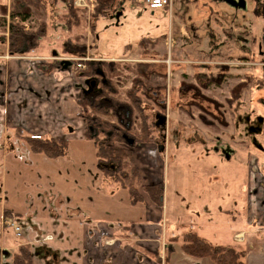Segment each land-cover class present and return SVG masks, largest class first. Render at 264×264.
Returning a JSON list of instances; mask_svg holds the SVG:
<instances>
[{
  "label": "rangeland",
  "instance_id": "374dc122",
  "mask_svg": "<svg viewBox=\"0 0 264 264\" xmlns=\"http://www.w3.org/2000/svg\"><path fill=\"white\" fill-rule=\"evenodd\" d=\"M45 1V9L32 8L28 20L20 22L14 15L15 0H0V60L27 56L41 59L44 63L37 67L43 72L47 66L40 67L51 65L47 73L67 65L76 81L88 83L89 90L83 94L93 91L99 83H106L100 64L113 63L114 72L104 73L112 79L114 92L111 96L118 101L119 114L127 119V125L138 123L126 98L133 79H140L134 66L155 64L158 74L147 81L156 86L152 91L153 103L164 107V113H149L156 126L155 138L151 143L137 145L133 157L143 184H164L161 222L157 224L166 228L164 234H170L172 226L176 227L175 222L179 223L177 230L173 229L177 234L199 232L198 212L203 195L200 182L204 185L208 180L220 183L219 197L213 200L221 207L228 193L226 187H233L230 180L234 176L243 180L246 168L238 152L230 157L233 146L264 152V103L260 100L264 98V89L255 90V83H252V89L243 93L235 108L226 106L230 90L248 76L259 79L264 86V0H171L170 9L152 14L138 4L139 0H121L118 7L107 11L106 18L96 22L94 31L91 15L98 0L72 1L78 23L70 26V30L59 20L68 0ZM19 22L28 33H34L42 25L45 34L39 38L36 48L13 54L9 52V27ZM142 37L155 41L154 47L145 46L143 55L137 46ZM79 61H82V68H77ZM90 66H95L92 71L101 76L86 77ZM196 73L225 75L219 87L203 90L199 89ZM180 83L197 88L192 98L178 90ZM211 101L225 114L227 126L220 127L219 132L202 122L203 118L215 121L218 116ZM161 119L163 127L159 125ZM111 120L122 123L120 115ZM80 136L82 132L65 137L68 142L66 155L54 160L33 154L21 135L7 136L2 141L5 151L0 153V158L5 157L7 167L3 182L0 175V221L8 220L3 205L17 212L15 222L20 233H26V238L29 232L36 264H54L53 257L65 263L88 257L80 244L79 247L72 244L78 242L72 237L79 230L83 234L90 223L110 220L114 225L119 222L128 226L129 220L148 218L142 203L131 206L124 189L101 177L96 168L95 149L85 138L86 130L85 136L84 131ZM159 145L163 146L162 152L157 150ZM201 162L209 163V169H198L203 173L197 177ZM229 172L232 179L228 178ZM186 213L192 217H185ZM111 230L112 227L109 233ZM120 232L123 231L112 232V236L120 239ZM4 233L7 239L0 241V245L8 254L2 256L0 253V264H8L9 254L16 252L23 243L22 239L14 237L12 229L6 228ZM44 235H49L48 242L40 241ZM200 236L215 245L227 246L232 242L231 234L223 226L213 232L206 230V234ZM125 238L129 239L123 241L130 246L127 248L134 249L138 255H146L141 246L147 245L149 239H144L147 242L143 243L132 235ZM118 242L113 241L112 247ZM170 244L166 263L180 254L175 243ZM159 249L151 255L161 256L163 246Z\"/></svg>",
  "mask_w": 264,
  "mask_h": 264
},
{
  "label": "crops",
  "instance_id": "0c3cea01",
  "mask_svg": "<svg viewBox=\"0 0 264 264\" xmlns=\"http://www.w3.org/2000/svg\"><path fill=\"white\" fill-rule=\"evenodd\" d=\"M138 4L144 7L142 2ZM153 12L151 11V14ZM39 63L42 64L44 61L29 56L6 61L0 60V153L5 151V144H2V141L7 136L38 135L46 138L65 139L77 132H82L83 136V131L85 136L86 126L79 117L81 108L77 105V99L81 93L89 90L88 83L76 81V78L68 71L69 66L67 67V65L61 70L43 73L37 67ZM251 134H253L252 129L249 135L251 136ZM233 147L234 151L230 157L238 154L246 162L243 180H237V176L232 179L229 172L228 178L232 179L230 181L233 183V187H226L228 193L223 198L221 207L213 200L215 197H219L220 183L208 180L209 184L204 185L200 182L202 186L199 189L203 195L200 197L202 200L199 203L200 219L197 227L199 232L196 234L200 236L202 233L206 234V230L213 232L220 226L227 227L232 236V242L229 245L237 246L244 251V264H264V152L257 153L252 149H246L245 146H241L240 149L236 146ZM0 161H2L0 175L3 182L7 164L5 157H1ZM200 168L209 169V163L201 162L198 165L197 177L200 172L203 173L202 170L198 171ZM142 204L148 217L142 219L143 221L129 220L131 224L128 226L119 224V222L115 226L112 221L103 220L105 223H90L85 226L83 234L79 230L78 234L73 235L72 239L76 237L78 242H70L77 247L80 244L88 256L74 260L75 264H79L80 261L83 264H211L206 259L195 260L182 253L170 263L164 262L165 256H167L165 241L170 237L180 235L173 232L177 230L179 223L175 222L176 227L172 226L174 230H170L169 235L164 234L166 228L157 225L161 222L162 208L153 206L147 198L143 200ZM2 208L4 211V208L7 207L3 205ZM184 215L192 217L187 213ZM152 217L154 218L152 219ZM14 223L16 224L15 221ZM110 224L112 225L110 226ZM0 226L2 230L0 241L5 242L7 239L4 233L5 229L10 228L3 226V221H0ZM111 227L112 230L109 233ZM115 231L125 233L120 232L122 238L118 239L112 236V232ZM27 235L28 238L23 231L20 234L25 238V241L29 239V232ZM130 235L143 243L147 242L144 239H149L147 245L141 246L143 244H140L146 255H138L134 249H129L130 246L123 242L124 240L128 241L129 239L125 237ZM49 240V235H44L40 239L43 243ZM117 240L119 241L117 246L112 247L113 241L117 242ZM28 242L30 243L29 240ZM161 245L163 246V250L160 251L162 255L157 256L156 254V257L160 259V263H157L151 254L159 252ZM0 246L1 255L8 254L7 249L2 247V244ZM55 248L58 246L55 245ZM53 259L55 260L54 264H74L71 259L70 263L60 261L57 257H53Z\"/></svg>",
  "mask_w": 264,
  "mask_h": 264
},
{
  "label": "trees",
  "instance_id": "16d2710c",
  "mask_svg": "<svg viewBox=\"0 0 264 264\" xmlns=\"http://www.w3.org/2000/svg\"><path fill=\"white\" fill-rule=\"evenodd\" d=\"M72 1H67L68 5H66L65 13L61 16L59 15L62 26L66 27L67 30H70V26H76L78 23V21H75L76 11L72 6ZM120 2L121 0H98L91 15V29L94 31L96 22L106 18L107 11L110 8L118 7ZM14 6L15 17H18L20 22H24L31 16L32 8L45 9L46 1L15 0ZM20 22L19 24H12L9 27V52L13 54L36 48L39 38H42L45 34V29L42 25L34 33H28L20 26ZM154 43V40L142 37L137 42V46L141 52L143 50L145 53V46L151 45L154 47ZM143 52L140 54L143 55ZM46 66L47 68L43 69L45 73L51 69V65L48 64L40 67L44 68ZM114 66L111 62H103L100 64V69L103 68L104 72L113 73ZM92 67L95 66L88 67L85 76L88 78H98L97 72L96 75L94 70L92 71ZM134 67L140 79H133L130 89L126 92V98L128 100V107L137 116V124L127 125V119L124 115L119 114L118 101L111 96L114 92L113 83H111L112 79L110 75L107 76L103 71L101 72H103L102 74L105 77L106 83H99V86L93 89V91L87 94L81 93L78 97L77 105L83 111L79 114V117L85 122V138L92 143L95 149L96 168L101 177L111 180L112 183L124 189L131 206L141 204L144 197H146L153 206L162 208L164 200L163 182L143 184L133 157V149L137 145L151 143L155 138L156 126L151 122L149 113H155V111L164 113V107L153 103L152 91L156 86L147 81L150 76L155 73L158 74V72L155 69V64L137 63ZM224 75L221 73H196L195 79L198 81L199 89L207 90L210 86L219 87L224 80ZM263 79L264 73L262 75ZM252 83H255V90L264 89L263 83H260L259 79L248 76L230 90V97L226 100L227 108H235L240 103L243 93L252 89ZM178 90L182 94H190L192 98L197 88L180 83ZM202 98L204 101H207L205 96ZM260 100L264 103V98ZM149 102L152 103V106L155 105L156 107H152ZM211 103L213 111H216L218 116H216L215 121L209 122L206 118H203L202 122L213 131L219 132L221 130L220 127L224 128L227 126L224 119L225 114L217 107V103L214 101H211ZM118 115H120L122 123H113L111 118H115ZM22 138L33 154L42 155L48 160L58 159L66 155L68 142L65 139L40 137L38 140H33L27 136H23ZM4 215L12 222L16 220V217L18 218V214L8 208H4ZM20 238L23 240V243L19 245L16 252L9 254L7 257L8 264H36L30 243L25 241L23 236H20ZM170 243H175V247L180 253L195 260L206 259L211 264H244L245 254L241 248L212 244L205 238L198 236L195 232L187 231L166 239V253L168 245H171ZM154 258L157 263H160L158 257L154 256Z\"/></svg>",
  "mask_w": 264,
  "mask_h": 264
},
{
  "label": "built area",
  "instance_id": "2783aa9c",
  "mask_svg": "<svg viewBox=\"0 0 264 264\" xmlns=\"http://www.w3.org/2000/svg\"><path fill=\"white\" fill-rule=\"evenodd\" d=\"M143 3L144 7L148 9L149 11H157V10H163L167 9L171 6V0H139ZM82 61H79L77 63V68H82ZM33 140L40 139V136L38 135H32L30 136ZM3 226L8 227L13 230L15 237H20V227L18 225H15L14 222L11 220H5L3 221Z\"/></svg>",
  "mask_w": 264,
  "mask_h": 264
},
{
  "label": "water",
  "instance_id": "95a60500",
  "mask_svg": "<svg viewBox=\"0 0 264 264\" xmlns=\"http://www.w3.org/2000/svg\"><path fill=\"white\" fill-rule=\"evenodd\" d=\"M116 15H117V14H116ZM117 16H119V14H118ZM263 44H264V35H263ZM91 86H92V85H91ZM159 125H160L161 127H163V119H161V120L159 121ZM157 150H158V152H162V151H163V146H162V145H159L158 148H157Z\"/></svg>",
  "mask_w": 264,
  "mask_h": 264
}]
</instances>
